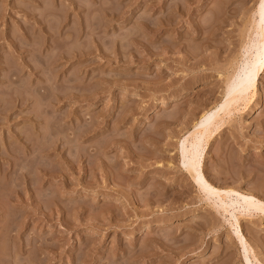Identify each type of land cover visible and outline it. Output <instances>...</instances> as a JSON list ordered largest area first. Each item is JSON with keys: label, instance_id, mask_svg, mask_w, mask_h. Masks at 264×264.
<instances>
[{"label": "rangeland", "instance_id": "rangeland-1", "mask_svg": "<svg viewBox=\"0 0 264 264\" xmlns=\"http://www.w3.org/2000/svg\"><path fill=\"white\" fill-rule=\"evenodd\" d=\"M261 6L0 0V264H264Z\"/></svg>", "mask_w": 264, "mask_h": 264}, {"label": "bare ground", "instance_id": "bare-ground-1", "mask_svg": "<svg viewBox=\"0 0 264 264\" xmlns=\"http://www.w3.org/2000/svg\"><path fill=\"white\" fill-rule=\"evenodd\" d=\"M259 12H260L261 18L264 19V7L261 6V8L259 9ZM256 48H257V52L255 54H251L245 60L241 71L239 72V74L236 77L237 80L235 79L236 80L235 81L234 79H232V80H234L233 84L231 83L232 87L233 86H243V89L244 88L246 89L245 94L243 96L235 95V97L236 96L237 97L234 98L233 100H231L234 103H238L239 100L241 101V99H243L244 103H245L244 99L249 102V100L251 99L250 98L251 92H249V91H251V89L252 90L255 89V87H256L255 79H256L257 73L262 69L263 64H264V28L261 32V39L259 40V44L257 45ZM234 82H235V84H234ZM231 85H230V88H231ZM229 91H227L228 92L227 94H229ZM253 95H255V93ZM229 112H231V110ZM209 123H211V122H209ZM218 124H219V122H218ZM207 128H209V127H207ZM214 130H215V128H214ZM211 132H212L211 127H210V130L205 128L204 132L201 133L200 136H198V137L195 136L193 138V140L191 141L190 145H191L192 152H191V150H189V152H191V157L188 158V161H187L188 162L187 164L191 168H193V169L198 168V166H199V163H198L199 150L202 149L203 143L208 141L207 139L210 137ZM255 200L257 201L258 204L260 203V201H258L257 199H255ZM260 204H263V203L261 202Z\"/></svg>", "mask_w": 264, "mask_h": 264}, {"label": "snow or ice", "instance_id": "snow-or-ice-1", "mask_svg": "<svg viewBox=\"0 0 264 264\" xmlns=\"http://www.w3.org/2000/svg\"><path fill=\"white\" fill-rule=\"evenodd\" d=\"M262 3H264V0H262Z\"/></svg>", "mask_w": 264, "mask_h": 264}]
</instances>
